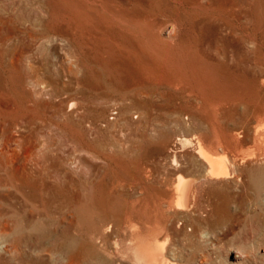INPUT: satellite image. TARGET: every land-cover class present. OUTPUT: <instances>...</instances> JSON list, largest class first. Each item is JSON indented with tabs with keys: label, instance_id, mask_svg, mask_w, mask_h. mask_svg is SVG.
<instances>
[{
	"label": "rangeland",
	"instance_id": "rangeland-1",
	"mask_svg": "<svg viewBox=\"0 0 264 264\" xmlns=\"http://www.w3.org/2000/svg\"><path fill=\"white\" fill-rule=\"evenodd\" d=\"M149 16L162 26L182 22L181 47L196 74L223 82L240 74L255 92L230 109L208 99L193 76L176 80L175 66L163 63L170 79L145 75L138 44ZM0 35L4 63L15 52L30 55L54 89L37 121L54 161L44 171L50 185L0 189V264H70L82 246V264H148V244L163 254L154 264H198L201 255L205 264H247L232 252L264 264V210L249 183L236 197L204 193L200 221L177 208L174 192L179 174L195 175L198 139L224 154L216 121L242 133L229 138L246 163L264 165V0H0ZM71 57L83 65L80 84ZM16 79L0 68V85L24 98ZM74 95L84 126L67 115ZM77 157L84 171L72 164Z\"/></svg>",
	"mask_w": 264,
	"mask_h": 264
},
{
	"label": "bare ground",
	"instance_id": "bare-ground-1",
	"mask_svg": "<svg viewBox=\"0 0 264 264\" xmlns=\"http://www.w3.org/2000/svg\"><path fill=\"white\" fill-rule=\"evenodd\" d=\"M113 17L124 21L120 16ZM155 20L159 22L157 16L148 17L149 23L147 24L150 31L148 34L145 33L147 35L140 37L138 44L141 53L148 56L141 64L145 75L157 79H170L163 63L175 66L181 71L179 76L175 77L176 80L185 82L187 76H193L198 87L208 99L212 102L228 103L230 109L245 102V98L247 99L255 92L254 86L249 84L251 81L240 74L226 82L209 81L196 74L195 68L186 62L189 49L181 47L184 35L182 22L175 19L174 22L165 23L162 26L155 23ZM227 25L225 24V26ZM232 31H235V28ZM155 32L163 33L165 37ZM6 43L8 42L6 41ZM4 44L5 38L0 35V49ZM171 45L175 46L178 52L167 47ZM3 59L4 57L0 56V68H8L17 75L16 93L19 94L23 91L25 95H23L24 98L12 96L0 85V189L7 194L13 190H19L23 193L26 186L47 188L50 183L46 180L47 178L45 179L44 171L49 169V173L52 172L54 161L47 153L49 144L41 142L37 138L39 132L37 121L44 119V109L51 102L46 98V95L53 93V79L42 72L36 60L26 53L15 52L5 63ZM68 60L71 62L69 63L70 75L75 78L77 84H80L83 65L74 57ZM82 107L83 102L74 95L68 100L67 115L75 123L84 126L85 118L80 114ZM259 120L261 121V118ZM218 124L221 123L216 121L215 127L220 132L219 137L225 143L222 145L224 154L218 155L215 147L208 146L205 137L198 139L195 175L184 176L179 174L175 182L174 192L177 208L183 209V212L187 214L191 213L193 217L194 213L199 214L195 217L199 221L202 219L200 215L202 213L201 196L204 193H224L236 197L246 190L247 183L253 190L255 202L260 209L264 210V165L254 161L246 163L248 155L235 152V147L229 138L231 136L238 138L242 133H234L229 126L222 129ZM254 135L256 136L257 133ZM83 143L81 139L77 140L79 147H82ZM91 152L93 156L98 157L97 151L91 150ZM46 162L49 164L48 167ZM259 162H264V156ZM73 163L75 164L74 167L78 170L81 169V171H84L87 166L81 157L74 158ZM80 207L85 209L86 204L81 202ZM90 209L93 212L95 208L92 205ZM87 211L89 214L87 218L90 220L91 213L89 209ZM109 221L111 222V220ZM92 222L95 227H100V221L93 220ZM100 232L103 233L105 230L102 228ZM7 250L12 252L16 250V246L14 249ZM260 251L261 257H264V247ZM142 253L148 257V264H154L157 259L163 258L159 244L155 246L144 245ZM87 255V251L82 246L80 253L73 258V262L70 264H82ZM229 255L230 259L244 256L243 261L247 264L251 260L250 256L245 253L232 252ZM197 263H207V257L201 255L197 258Z\"/></svg>",
	"mask_w": 264,
	"mask_h": 264
}]
</instances>
